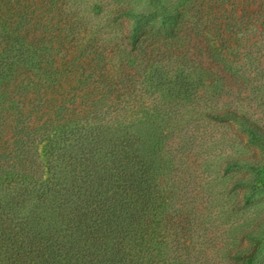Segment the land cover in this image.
Returning a JSON list of instances; mask_svg holds the SVG:
<instances>
[{
	"label": "trees",
	"instance_id": "trees-1",
	"mask_svg": "<svg viewBox=\"0 0 264 264\" xmlns=\"http://www.w3.org/2000/svg\"><path fill=\"white\" fill-rule=\"evenodd\" d=\"M146 2L96 12L119 27L105 45L113 41L121 62L143 70L147 39L173 36L178 27L176 7ZM2 12L0 3V264H202L208 242L190 219L195 208L187 215L179 202L187 146L177 140L183 130L199 131L181 120L203 88L201 77L180 65L171 77L158 63L144 80L155 97L117 95L119 74L109 72L104 52H95L87 68L75 59L65 66L82 72L73 86L86 88L81 94L42 96L41 89L61 88L62 48L10 26ZM192 113L187 119L194 122L201 113ZM8 116L15 122L11 143L2 135ZM253 256L234 257L253 264Z\"/></svg>",
	"mask_w": 264,
	"mask_h": 264
},
{
	"label": "rangeland",
	"instance_id": "rangeland-1",
	"mask_svg": "<svg viewBox=\"0 0 264 264\" xmlns=\"http://www.w3.org/2000/svg\"><path fill=\"white\" fill-rule=\"evenodd\" d=\"M134 1L137 0L0 3L7 24L33 33L30 36L46 40L54 49L62 48L56 52V62L63 71L61 88L49 89L47 94L41 89L42 96L55 98L70 95L73 90L81 94L86 88L73 86L82 72L67 73L65 66L75 59L87 68L95 52H104L109 72L119 74L113 86L117 95L151 93L155 97L158 92L148 89L144 80L158 63L171 77L178 65L194 77H201L203 88L187 107L201 114H194L193 122L187 117L194 112H186L181 120V125H196L199 131L185 135L183 130L177 139L187 146L180 161L185 171L179 180V202L189 209L187 215L191 214L190 208H195L190 219L198 237L208 242V256L202 257V264H244L242 258L234 256L253 252V264H264V0H163L164 5L177 8L173 14H177L178 27L173 29L175 36L165 34L159 41L147 39L144 70L121 62L119 50L112 48L113 41L105 45L104 37L113 35L119 27L106 24L105 16L103 19L97 14L99 8L111 12ZM142 1L147 5V0ZM131 27L132 22L127 28ZM94 33L90 44L87 39ZM86 45V51H77ZM97 73L99 70L94 78ZM33 95L36 94L30 92L29 97ZM24 108L28 111L32 104ZM224 112L232 114L219 119L205 117V113ZM14 123L13 116H8L2 135L9 143ZM190 142L196 146L192 151ZM235 161L237 166H233ZM229 254L233 257L229 258Z\"/></svg>",
	"mask_w": 264,
	"mask_h": 264
}]
</instances>
